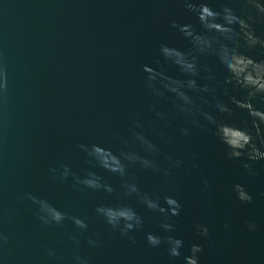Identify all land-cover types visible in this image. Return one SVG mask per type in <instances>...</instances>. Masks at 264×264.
<instances>
[{
    "label": "water",
    "instance_id": "1",
    "mask_svg": "<svg viewBox=\"0 0 264 264\" xmlns=\"http://www.w3.org/2000/svg\"><path fill=\"white\" fill-rule=\"evenodd\" d=\"M195 2L217 11L227 5L243 18L251 11L242 0ZM173 21L204 31L183 0H0V71H6L8 84L0 91V232L8 237L0 244V264H74L77 252L91 264H185L194 244L204 249L198 254L200 264H264V161H249L257 173L249 174L243 160L227 157L214 125L199 117L201 127H193L177 113L172 94L156 96L146 86L144 66L188 78L160 52L162 43L193 51ZM253 27L264 37V23ZM247 54L264 60L259 48ZM200 65L198 82H206L204 68H211L216 80L209 83L216 92L190 93L209 101L197 103L220 122L250 126L247 112L230 103L233 95L243 99L244 90L226 82L229 73L216 57L201 56ZM216 99L229 104L235 115L220 113ZM254 103L264 109V101ZM186 127L190 136L181 131ZM137 132L159 151H149ZM82 144L100 145L118 156L133 152L161 169L170 166L167 157L172 156L183 160L184 167L165 177L125 161L127 173L120 176L95 161L90 164ZM64 165L73 174L66 180L60 176ZM89 172L115 191L75 183L73 176L83 179ZM126 183H136L140 194L159 196L165 207V196L177 199L182 208L172 217L174 230L161 227L168 221L149 210L140 195H125ZM236 184L253 196L252 203L237 199ZM28 193L85 220L88 228L81 230L71 220L43 224ZM100 205H126L142 217V226L130 233L135 243L106 223L96 211ZM245 221L255 223L256 231ZM199 225L209 228L207 237ZM148 233L181 239V255L171 257L166 242L150 246ZM49 249L56 255L50 256Z\"/></svg>",
    "mask_w": 264,
    "mask_h": 264
},
{
    "label": "clouds",
    "instance_id": "2",
    "mask_svg": "<svg viewBox=\"0 0 264 264\" xmlns=\"http://www.w3.org/2000/svg\"><path fill=\"white\" fill-rule=\"evenodd\" d=\"M249 11L246 18L237 14V11L230 6H224L222 10L213 9L208 3H196L195 0H183L185 8L197 14V19L203 28V32H198L192 25H181L176 21L172 22V27L182 32L186 39H189L192 46V52H185L178 48L167 44L160 45V52L164 59L178 67L181 73L188 77L187 79H178L167 75L165 72L157 70L151 66H144L146 73V86L153 92L154 95L164 97L166 93L172 94L173 103L178 114L189 120L193 127H201L199 117H203L209 124L215 126L216 135L219 141L227 149L226 155L229 159L243 160V168L251 175L257 173L253 170V164L249 161H264V109L257 108L254 101H264V60H256L249 56V51H254L257 48L262 50L264 54V37L258 36L253 27L256 23H264V2L262 0H242ZM239 28V30H237ZM238 41H242V44ZM243 49V51H242ZM214 56L224 69L229 73L226 77V82L233 84L238 90H244L243 99L237 96L230 97V103L236 108L247 112L251 120L250 126L239 127L227 121L220 122L210 112L203 110L197 99L204 104L209 101L203 95H191L208 93L214 94L215 87L209 82L216 80V75L211 68L205 67L207 72L205 83L200 84L198 77L201 72L200 57ZM159 63V61H157ZM7 73L0 71V91L7 89ZM227 95V93H225ZM153 108L155 105L152 106ZM215 108L220 112L227 114L228 117L235 115V111L229 104L220 99H216ZM157 115L164 118L163 113ZM184 136H190L189 128H183ZM136 138L146 145L147 149L154 154L159 151L157 146L149 141L143 134L134 133ZM81 149L91 159L89 163L96 162L100 167L107 171L125 176L127 173V164L139 162L145 169H152L156 172H163L165 177H170L174 169L184 167V161L174 159L168 156L170 166L161 169L153 160L141 157L133 152H121L116 155L110 149H106L100 145H80ZM247 158L246 160L244 158ZM195 159V157H193ZM194 167L198 165L194 164ZM53 173L57 169L50 170ZM73 175L71 169L64 165L60 171L62 179H67ZM76 184H83L85 187L93 190H104L109 194L115 189L108 184H104L94 172H89L85 178L73 176ZM205 188L209 187V182L204 180ZM125 195L138 194L142 203L152 211L159 212L168 221L163 223L161 227L165 231L174 230V222L172 217L180 215L182 205L180 202L171 196L164 197V203L167 207L160 204V197L152 198L146 194H140V189L136 183H126L124 185ZM237 199L242 203H252L253 196L241 184L234 185ZM35 205L38 206V219L45 225H61L66 220H71L79 229L86 230L88 224L85 220L79 217H69L47 200L40 199L31 193L26 194ZM97 213L104 217L106 223L113 229L119 230L122 236L127 237L135 243V237L130 235L143 224V219L136 211L126 205L121 206H106L100 205L96 209ZM250 231H256L255 223L245 221ZM200 234L204 237L209 235V228L204 225H199ZM227 229L229 226L224 225ZM75 240V237H72ZM8 237L0 232V244L7 243ZM147 242L152 247H159L162 243L169 245V255L171 257H179L180 249L183 247V241L172 236L162 238L156 234L148 233ZM78 243V241H77ZM88 243L96 246L98 241L89 239ZM204 251L199 244H194L191 247V256L185 257V264H200L199 253ZM48 254L55 256L56 253L49 249ZM74 264H91L89 257L81 256L78 252L74 254Z\"/></svg>",
    "mask_w": 264,
    "mask_h": 264
}]
</instances>
